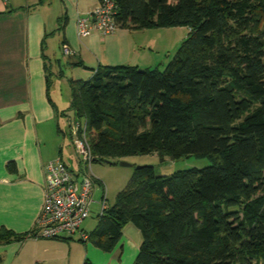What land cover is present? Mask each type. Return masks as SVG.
Wrapping results in <instances>:
<instances>
[{
    "label": "trees",
    "instance_id": "obj_1",
    "mask_svg": "<svg viewBox=\"0 0 264 264\" xmlns=\"http://www.w3.org/2000/svg\"><path fill=\"white\" fill-rule=\"evenodd\" d=\"M110 1L117 28L188 33L163 70L105 65L69 78L60 114L83 120L92 162L211 163L169 175L134 167L87 241L110 252L131 223L141 235L132 264H264V0ZM26 236L0 227V243Z\"/></svg>",
    "mask_w": 264,
    "mask_h": 264
},
{
    "label": "crops",
    "instance_id": "obj_2",
    "mask_svg": "<svg viewBox=\"0 0 264 264\" xmlns=\"http://www.w3.org/2000/svg\"><path fill=\"white\" fill-rule=\"evenodd\" d=\"M98 4L97 0H0V227L27 235L21 241L0 243V264H82L86 258L95 264H132L137 254L140 242L132 243L124 235L128 225L110 252L74 238L29 235L43 204V165L57 158L66 162L63 149L56 154L51 140L54 135L59 145L57 136L65 133L59 120L69 114L61 115L66 109L51 96L53 81L52 103L48 100L45 67L62 75L58 78H66L70 70L73 79V73L88 79L105 65L152 68L156 62L151 56L160 49L158 30L168 28L118 27L109 34L93 29L79 38L77 18ZM79 61L82 64L76 65Z\"/></svg>",
    "mask_w": 264,
    "mask_h": 264
},
{
    "label": "built area",
    "instance_id": "obj_3",
    "mask_svg": "<svg viewBox=\"0 0 264 264\" xmlns=\"http://www.w3.org/2000/svg\"><path fill=\"white\" fill-rule=\"evenodd\" d=\"M116 8L114 2L105 0L86 15L76 20V34L79 38L86 37L93 29L109 34L117 29L115 22ZM63 52L69 53L67 46ZM68 120L72 145L76 153L77 168L72 169L62 159L57 158L43 165L44 199L41 210L36 218L32 236L45 239H73L87 241L89 232L82 228L83 222L90 214V207L95 187L99 185L90 169L93 156L87 141L85 123ZM100 210L97 217L103 214L108 205L105 196L98 202Z\"/></svg>",
    "mask_w": 264,
    "mask_h": 264
},
{
    "label": "rangeland",
    "instance_id": "obj_4",
    "mask_svg": "<svg viewBox=\"0 0 264 264\" xmlns=\"http://www.w3.org/2000/svg\"><path fill=\"white\" fill-rule=\"evenodd\" d=\"M168 28L158 30L161 33V41L159 44L160 49L158 53L152 54L151 56V59L153 57L154 62H156V64L152 68L158 67V69L163 70L188 33V28L186 26H172ZM149 45H151L152 50L157 51L156 45H153L152 43H150ZM139 69L143 68L139 67ZM71 74L72 73L70 72V70H68L66 78H58L57 76H59V74L52 73L53 85L51 89V96L55 101L58 100L59 105L65 109L69 107L70 103L68 80ZM73 75L76 77V79H82L84 78L83 76H86L81 74L75 75V73H73ZM77 76L79 77L77 78ZM68 114L71 115V112H69V110ZM63 118H60L59 124L61 129L65 133H59V135L57 136L59 140V145H56L57 140L53 135L51 140V146H56V154L58 152V149L62 148L64 158L67 164L72 169H75L77 168L78 164L76 153L72 145V139L70 138L68 133V117L66 116V118ZM81 122L83 124V120H81ZM121 160L128 162L130 165L123 166L119 163L108 164L102 161H94L91 162L89 169L88 165L87 167H85L84 163H80L84 168L91 172L92 175L99 181V185L95 187V190L93 192L92 199L94 202L90 207V214L82 224V228L87 232H90L97 223V214L100 210L98 202L102 199V196H105L106 203L108 206L113 204L117 193L124 188L129 178L131 177L134 167L139 165H152L156 174L169 175L177 170H183L192 167L202 168L208 166L211 163L206 157H195L194 155H190L188 157H181L174 160H171L170 158L166 157L163 161H160L158 156L155 154H138L125 157ZM128 227H125L124 229V235L128 238V240H130L132 243L136 241L141 242V235L139 230L134 227L131 223L128 224ZM85 242L87 243L89 241ZM81 243L83 242L81 241Z\"/></svg>",
    "mask_w": 264,
    "mask_h": 264
},
{
    "label": "water",
    "instance_id": "obj_5",
    "mask_svg": "<svg viewBox=\"0 0 264 264\" xmlns=\"http://www.w3.org/2000/svg\"><path fill=\"white\" fill-rule=\"evenodd\" d=\"M140 70H142V69H140ZM104 162L105 163H108V164H111L112 163V161H110V160H105ZM117 163H119L120 165H123V166L130 165L128 162H125L123 160H119ZM138 167H140V165L139 166H136V168H138Z\"/></svg>",
    "mask_w": 264,
    "mask_h": 264
}]
</instances>
